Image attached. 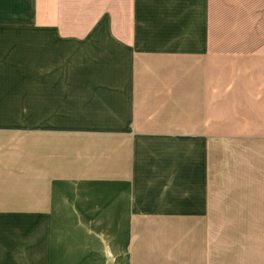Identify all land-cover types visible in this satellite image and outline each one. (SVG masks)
<instances>
[{
  "label": "crops",
  "instance_id": "crops-1",
  "mask_svg": "<svg viewBox=\"0 0 264 264\" xmlns=\"http://www.w3.org/2000/svg\"><path fill=\"white\" fill-rule=\"evenodd\" d=\"M0 264H264V0H0Z\"/></svg>",
  "mask_w": 264,
  "mask_h": 264
},
{
  "label": "rangeland",
  "instance_id": "rangeland-1",
  "mask_svg": "<svg viewBox=\"0 0 264 264\" xmlns=\"http://www.w3.org/2000/svg\"><path fill=\"white\" fill-rule=\"evenodd\" d=\"M227 60L230 62L231 61V64L233 65H239V61H241V65L243 66H248L250 67L249 65H255L256 64V59L254 58H227ZM252 76V75H251Z\"/></svg>",
  "mask_w": 264,
  "mask_h": 264
}]
</instances>
